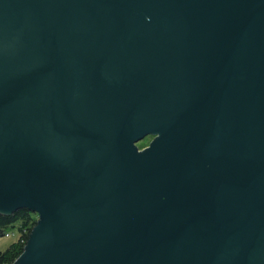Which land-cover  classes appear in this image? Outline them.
<instances>
[{"label":"water","instance_id":"95a60500","mask_svg":"<svg viewBox=\"0 0 264 264\" xmlns=\"http://www.w3.org/2000/svg\"><path fill=\"white\" fill-rule=\"evenodd\" d=\"M19 209L14 264H264V0H0Z\"/></svg>","mask_w":264,"mask_h":264},{"label":"trees","instance_id":"16d2710c","mask_svg":"<svg viewBox=\"0 0 264 264\" xmlns=\"http://www.w3.org/2000/svg\"><path fill=\"white\" fill-rule=\"evenodd\" d=\"M38 216L28 209H19L11 215L0 214V239L5 237L8 231L18 227L20 233L28 231L25 243L21 240L13 244L9 250L0 252V264H14L24 251V247L29 239V235L37 223Z\"/></svg>","mask_w":264,"mask_h":264},{"label":"rangeland","instance_id":"374dc122","mask_svg":"<svg viewBox=\"0 0 264 264\" xmlns=\"http://www.w3.org/2000/svg\"><path fill=\"white\" fill-rule=\"evenodd\" d=\"M151 141H152L151 139L145 140V141H140L139 143H137V147L139 149H145L151 144ZM8 233L10 234L9 237L5 236V237L0 239V252H5V251L9 250L10 247L13 244H16L20 239L21 233H20L18 227H16L15 229H12V230L10 229L8 231ZM27 234H29V233H27Z\"/></svg>","mask_w":264,"mask_h":264},{"label":"built area","instance_id":"2783aa9c","mask_svg":"<svg viewBox=\"0 0 264 264\" xmlns=\"http://www.w3.org/2000/svg\"><path fill=\"white\" fill-rule=\"evenodd\" d=\"M27 233H28L27 230H24V232H22V233L20 234V240H21L22 243H25V237L28 235ZM6 236L9 237L10 234L7 233ZM26 244H27V243H26ZM25 246H26V245H25Z\"/></svg>","mask_w":264,"mask_h":264},{"label":"flooded vegetation","instance_id":"af4514ba","mask_svg":"<svg viewBox=\"0 0 264 264\" xmlns=\"http://www.w3.org/2000/svg\"><path fill=\"white\" fill-rule=\"evenodd\" d=\"M156 137L155 136H152V135H149V136H147L144 140H142V141H145V140H149V139H151L152 141L155 139ZM152 141H151V143H152ZM150 146V145H149ZM143 149H140V151H142Z\"/></svg>","mask_w":264,"mask_h":264}]
</instances>
